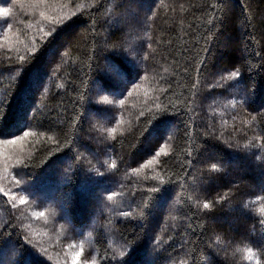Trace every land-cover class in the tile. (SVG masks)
Listing matches in <instances>:
<instances>
[{
    "label": "trees",
    "instance_id": "trees-1",
    "mask_svg": "<svg viewBox=\"0 0 264 264\" xmlns=\"http://www.w3.org/2000/svg\"><path fill=\"white\" fill-rule=\"evenodd\" d=\"M262 31L264 0H0V264H264Z\"/></svg>",
    "mask_w": 264,
    "mask_h": 264
},
{
    "label": "rangeland",
    "instance_id": "rangeland-1",
    "mask_svg": "<svg viewBox=\"0 0 264 264\" xmlns=\"http://www.w3.org/2000/svg\"><path fill=\"white\" fill-rule=\"evenodd\" d=\"M151 4V2H149V1H144V3L142 4V5H140V6H137L136 8H132V10L130 11L131 13H134V12H138V11H140V10H142V11H144L149 5ZM128 11H123V13L119 16V19H120V21L124 24H126V25H130V23H128L130 20H126V18H125V16L126 15H128ZM128 33H130V32H128ZM261 34L263 35V37H264V31H262L261 32ZM130 35H132V34H130ZM237 40H238V38L237 37H235V36H233V35H230V37L225 41V43H224V46H226V47H224L225 48V50H226V52L229 54H231V53H236V56H238V53L236 52V42H237ZM226 56V55H225ZM225 56H223V57H221L220 59H225L226 57ZM101 90H103L101 87H100V85H99V83H95V85H93V87H92V89H91V95L92 96H95V95H99V93L101 92ZM107 95H109V94H107ZM100 97H102V96H100ZM213 101L215 100V97L212 99ZM212 100H209V102L208 103H212L213 101ZM226 101V102H225ZM225 101L224 102H221V105L222 106H220L222 109H223V111L224 112H228L229 110H230V102H229V99H225ZM101 104V106L103 107L102 109H100V111L99 112H93V111H88V113H87V121L89 120V121H91L92 119H97L98 120V123L100 122V123H103L104 125L105 124H110L111 123V121H112V119H111V117H112V112H111V110H109V108L107 107V106H109L108 104H103V103H100ZM218 104H220V103H218ZM107 105V106H106ZM95 110L97 109V107L96 108H94ZM102 110V111H101ZM213 111V110H212ZM213 112H215V111H213ZM213 112H211V113H213ZM220 113V112H219ZM209 115H210V112L208 113ZM19 115H21V114H19ZM153 138H154V135L152 136V138H150V142L153 140ZM23 140H24V138H20V140H16L15 141V144L18 146L21 142H23ZM233 165H232V162L228 165H226V168H228V170H230V169H232L233 167H232ZM251 165L249 164V165H244L243 167H241V168H239V169H232V170H236L235 172H234V174H233V176H236L237 178H241V176H243L244 175V173L246 172V171H248V167H250ZM214 185H216V186H220L221 185V183L220 182H215V184ZM256 187V185H252V188H255ZM160 205L158 204L157 205V207H159ZM215 220V219H214ZM219 220V219H218ZM232 220H234V218H232L231 219V221ZM236 220H237V218H236ZM90 246V245H89ZM89 246H86L85 247V249H87V250H89L91 247H89ZM92 259H93V257H92ZM94 260V259H93Z\"/></svg>",
    "mask_w": 264,
    "mask_h": 264
},
{
    "label": "snow or ice",
    "instance_id": "snow-or-ice-1",
    "mask_svg": "<svg viewBox=\"0 0 264 264\" xmlns=\"http://www.w3.org/2000/svg\"><path fill=\"white\" fill-rule=\"evenodd\" d=\"M213 167H215V165H213ZM205 207H208L207 205H205Z\"/></svg>",
    "mask_w": 264,
    "mask_h": 264
}]
</instances>
